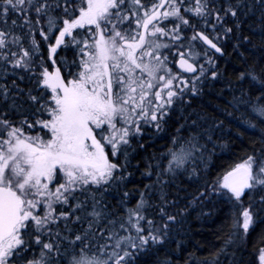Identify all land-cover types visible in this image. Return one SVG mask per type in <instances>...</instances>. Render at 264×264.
<instances>
[{
	"label": "snow or ice",
	"instance_id": "1",
	"mask_svg": "<svg viewBox=\"0 0 264 264\" xmlns=\"http://www.w3.org/2000/svg\"><path fill=\"white\" fill-rule=\"evenodd\" d=\"M221 36L264 45V0H0V264H173L160 249L206 201L229 206L230 228L193 264L264 225V148L199 184L226 119L264 142V60L230 82L224 119L191 110L220 78ZM161 134L140 171L153 179L129 189L134 153Z\"/></svg>",
	"mask_w": 264,
	"mask_h": 264
},
{
	"label": "trees",
	"instance_id": "2",
	"mask_svg": "<svg viewBox=\"0 0 264 264\" xmlns=\"http://www.w3.org/2000/svg\"><path fill=\"white\" fill-rule=\"evenodd\" d=\"M259 14V9H257L253 14L242 17L246 21V24L242 25L243 33L238 31L235 33V37H239L242 34L250 35L252 29L248 25L256 28L259 23L257 20ZM235 37L225 38L221 36L220 43L224 45L225 53L223 57L216 56L217 59L215 60L221 73L220 78L210 80L205 89L206 95L193 98L191 110L211 113L213 108H215L216 112L221 114V119H224L225 102L232 99L228 95V92L232 90L230 82L232 84L235 83L236 76L246 63L252 64L264 60V45H261L259 40L253 37V44L256 45L253 47V44L248 42L240 44ZM230 124L231 118L226 119L223 130L216 134L222 137L218 141V145L222 147L218 146L215 153L209 158L207 175L199 181L200 185L204 183L205 179L214 181L217 176H221L229 169L230 165L239 162L246 151H251L253 148L257 150L264 148V142L260 141L258 133L247 130L246 126L239 125L240 131L245 134L238 136L237 128L230 126ZM144 139L146 148L138 149L137 153H134L132 160L133 165L141 163V169L139 171L132 169L135 175L129 177L126 182L129 189L140 186L143 183H149L153 179L140 176V171H143L142 161L166 143V134L153 137V142H149L147 137ZM182 186L187 189L188 193L194 192L198 187L197 184L187 180L184 181ZM182 195L184 194L182 193ZM254 195L259 199L261 195H264V191L258 190ZM107 200L110 205L115 204L118 196L114 192L109 193L107 194ZM135 201L136 197L134 195L130 203L134 204ZM186 203L187 201L182 200L180 206L184 207ZM229 228V206L227 204L220 202V200L206 201L203 205L192 204L183 218V223L174 226L173 239L160 251L161 253L165 251L172 253L173 264H177V262L178 264H185L186 259L189 264L205 259L212 260V253L222 246L223 239L226 237ZM261 229H264V225H261L256 232L239 241L237 245L230 247L227 255L219 257V264H259L258 249L264 247V243H261L259 239ZM178 241L183 242L182 250H176ZM189 254H194V257Z\"/></svg>",
	"mask_w": 264,
	"mask_h": 264
},
{
	"label": "flooded vegetation",
	"instance_id": "3",
	"mask_svg": "<svg viewBox=\"0 0 264 264\" xmlns=\"http://www.w3.org/2000/svg\"><path fill=\"white\" fill-rule=\"evenodd\" d=\"M209 54H210V55H212L213 53H212V52H210ZM67 55H68V57H69V58H71V56H70V55H71V54H70V52H69V53H67ZM215 56H217V55H215ZM176 70H177V71H179L177 68H176Z\"/></svg>",
	"mask_w": 264,
	"mask_h": 264
},
{
	"label": "rangeland",
	"instance_id": "4",
	"mask_svg": "<svg viewBox=\"0 0 264 264\" xmlns=\"http://www.w3.org/2000/svg\"><path fill=\"white\" fill-rule=\"evenodd\" d=\"M62 55H63V53H62ZM216 64H218L217 62H215ZM176 70V69H175ZM177 71V70H176Z\"/></svg>",
	"mask_w": 264,
	"mask_h": 264
},
{
	"label": "bare ground",
	"instance_id": "5",
	"mask_svg": "<svg viewBox=\"0 0 264 264\" xmlns=\"http://www.w3.org/2000/svg\"><path fill=\"white\" fill-rule=\"evenodd\" d=\"M157 140V139H156ZM146 142V141H145ZM153 142V141H152ZM165 145V144H164ZM159 147V146H158ZM162 147V146H161ZM137 153V152H136Z\"/></svg>",
	"mask_w": 264,
	"mask_h": 264
},
{
	"label": "water",
	"instance_id": "6",
	"mask_svg": "<svg viewBox=\"0 0 264 264\" xmlns=\"http://www.w3.org/2000/svg\"><path fill=\"white\" fill-rule=\"evenodd\" d=\"M217 55H219V54H217ZM220 56V55H219ZM177 69H178V67H177ZM179 70V69H178ZM180 71V70H179Z\"/></svg>",
	"mask_w": 264,
	"mask_h": 264
}]
</instances>
